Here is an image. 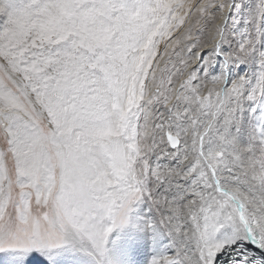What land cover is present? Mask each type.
Listing matches in <instances>:
<instances>
[{"label":"snow or ice","instance_id":"obj_1","mask_svg":"<svg viewBox=\"0 0 264 264\" xmlns=\"http://www.w3.org/2000/svg\"><path fill=\"white\" fill-rule=\"evenodd\" d=\"M264 264V0H0L5 264Z\"/></svg>","mask_w":264,"mask_h":264},{"label":"bare ground","instance_id":"obj_2","mask_svg":"<svg viewBox=\"0 0 264 264\" xmlns=\"http://www.w3.org/2000/svg\"><path fill=\"white\" fill-rule=\"evenodd\" d=\"M152 252L151 245L148 246L147 249L144 250L143 253L137 254L134 259L137 260L138 264H145V260L150 259V255ZM7 257H0V264H5ZM61 264H70V258H63Z\"/></svg>","mask_w":264,"mask_h":264},{"label":"rangeland","instance_id":"obj_3","mask_svg":"<svg viewBox=\"0 0 264 264\" xmlns=\"http://www.w3.org/2000/svg\"><path fill=\"white\" fill-rule=\"evenodd\" d=\"M245 2H247V0H245Z\"/></svg>","mask_w":264,"mask_h":264}]
</instances>
